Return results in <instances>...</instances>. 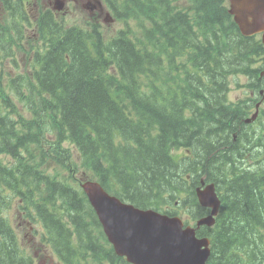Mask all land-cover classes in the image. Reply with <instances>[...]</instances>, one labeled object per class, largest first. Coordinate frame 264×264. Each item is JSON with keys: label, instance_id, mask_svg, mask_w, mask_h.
Returning a JSON list of instances; mask_svg holds the SVG:
<instances>
[{"label": "trees", "instance_id": "1", "mask_svg": "<svg viewBox=\"0 0 264 264\" xmlns=\"http://www.w3.org/2000/svg\"><path fill=\"white\" fill-rule=\"evenodd\" d=\"M103 1L114 17L136 15L142 38L128 28L105 38L98 23L68 24L44 8L29 37L43 45L22 52L27 71L17 54L30 1L0 0V264H34L4 213L14 200L17 217L39 220L58 264H128L81 181L193 224L208 214L196 188L214 184V225L196 231L210 240L206 264H264V180L236 162V147L264 145V130L244 121L251 96L227 97L240 76L237 87L264 88L261 41L240 33L224 0H188L192 15L175 0Z\"/></svg>", "mask_w": 264, "mask_h": 264}, {"label": "water", "instance_id": "2", "mask_svg": "<svg viewBox=\"0 0 264 264\" xmlns=\"http://www.w3.org/2000/svg\"><path fill=\"white\" fill-rule=\"evenodd\" d=\"M229 14L244 36L263 32L264 0H228ZM65 3L55 0L53 10L61 12ZM107 18V17H106ZM106 22L107 19H105ZM257 112L246 122L255 119ZM82 190L93 207L107 239L119 256L132 264H206L209 240L197 238L196 229L212 227L220 201L214 184L202 182L196 188L200 206L210 209L209 215L199 218L196 227H184L177 216H168L155 210H141L109 195L99 183L85 181Z\"/></svg>", "mask_w": 264, "mask_h": 264}, {"label": "rangeland", "instance_id": "3", "mask_svg": "<svg viewBox=\"0 0 264 264\" xmlns=\"http://www.w3.org/2000/svg\"><path fill=\"white\" fill-rule=\"evenodd\" d=\"M29 1L30 2L26 6V11L31 25L26 22L21 25V30L23 32L24 38L27 40H25L21 44V49L18 50L21 52L17 54V59L21 64L23 70L27 69V71L30 70V60H32V58L27 60L29 54H24L22 52H31V50L41 48L43 45L40 38L38 43H34L31 41V39H29V37L33 38V36H35V33H37L35 23L40 13L39 10H42L44 8L51 9L55 4V0ZM63 2L66 4L64 13H59V15H64L63 17L66 21L65 23L77 24L87 28L90 27L93 23H98L100 25V30L104 34L105 38H111L112 36L117 35L120 30H126L127 28L137 36L141 37L144 35V31H140L139 29V18H137L136 15H132L130 18H128V22L124 21L122 18L114 17L113 13L107 9L106 2L103 0H63ZM175 2L177 6L182 8V10L188 15H192L195 12L194 8L190 7L188 0H175ZM94 7L98 8L93 9ZM98 9H102V12H98ZM105 19H107L108 22H106ZM34 39L35 41H37L36 37H34ZM257 61H255V65ZM8 71L11 72L12 75L16 74V72L10 68L8 69ZM236 80L237 84L239 85L245 82L242 76L238 77ZM237 84L230 85V90L227 94L228 100L230 101L235 102L244 100L246 98V91L242 90V88L237 87ZM19 108L22 109L21 105H19ZM157 145L160 146L161 142H158ZM64 147L68 148L69 146L67 143H65ZM71 150L76 156L75 148L71 147ZM56 173L59 176H62L66 174V170L63 167L59 166L56 170ZM17 203L18 202L15 200L11 201L9 207L4 211V213L9 217L10 226L14 229L13 232L18 238L22 251L27 252L28 254L33 256L34 264H58V260L55 256L52 255L49 248H46L45 250L40 244V241L42 240L41 234L44 228L38 225L39 220L33 219L31 221H28L24 219L23 215L21 214H18L17 217ZM59 207L60 204L56 203V216L59 214H63V210Z\"/></svg>", "mask_w": 264, "mask_h": 264}, {"label": "flooded vegetation", "instance_id": "4", "mask_svg": "<svg viewBox=\"0 0 264 264\" xmlns=\"http://www.w3.org/2000/svg\"><path fill=\"white\" fill-rule=\"evenodd\" d=\"M224 1L226 2V5L229 6L228 0H224ZM171 4L174 6L177 5L175 1H172ZM97 8L98 7H96L95 9ZM98 12H102V9L101 10L98 9ZM262 36H263V32L257 33L249 37L255 38L256 41H261ZM260 69L261 70L259 72L258 78L262 79L263 80L262 84H264V65H260ZM242 90H246V92L248 93V95L246 96L252 97L253 107L251 109V112L249 113L250 116L253 114V112L258 110L256 119L252 122V124L255 131L259 133L260 131L264 130V88H260L259 91L257 90L256 94L250 92L245 87H243ZM250 116H248L247 118H249ZM228 147H232V146H228ZM241 148L243 147L242 146L236 147V162L239 163L240 165L244 164L246 170L249 172L252 173L260 172L261 174L259 179L264 180V145L262 143V139L257 138V142L254 144V147L251 149L242 150Z\"/></svg>", "mask_w": 264, "mask_h": 264}]
</instances>
